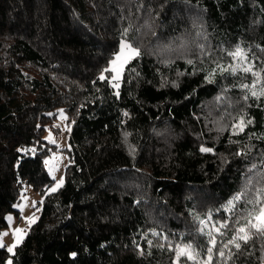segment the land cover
<instances>
[{
	"label": "trees",
	"instance_id": "16d2710c",
	"mask_svg": "<svg viewBox=\"0 0 264 264\" xmlns=\"http://www.w3.org/2000/svg\"><path fill=\"white\" fill-rule=\"evenodd\" d=\"M122 38L140 55L117 95L99 77ZM237 47L264 67V0H0V233L25 183L43 195L0 264H177L185 244L206 258L208 232L212 264H264V235L223 248L264 187V74L232 72ZM61 107L69 163L49 192Z\"/></svg>",
	"mask_w": 264,
	"mask_h": 264
},
{
	"label": "snow or ice",
	"instance_id": "6c2138e0",
	"mask_svg": "<svg viewBox=\"0 0 264 264\" xmlns=\"http://www.w3.org/2000/svg\"><path fill=\"white\" fill-rule=\"evenodd\" d=\"M127 35V30H125V36ZM140 55V50L138 48H135L132 46L131 43H129L126 39L124 42L120 45V50L112 59L110 62V67L103 70L101 73L99 79L104 80L107 79L104 75V73H112L111 80L115 81L116 83L113 84L114 88H119L120 83L119 81L122 78V74L124 71L125 66L134 58L138 57ZM229 56L233 57L234 59H239L242 63L238 66H229V69L232 72L236 71H242L244 73H251L254 77H256V82H260V79L262 77V74H264V67L260 71H253L254 64L251 62H248V56L247 53L240 47H237L233 52L228 53ZM191 63V61H189ZM219 67V66H218ZM229 69H222V71H228ZM243 88H249V85H241ZM255 84L252 85L251 95L252 96H261L264 95V88H261L259 92L255 91ZM117 95L119 93L117 92ZM248 123H251V121H245L242 117L239 121V124L237 127L240 129V131H243L244 127L247 126ZM202 151H211V149H202ZM255 167V165H253ZM63 181L61 180L58 184L62 185ZM56 189L53 188L51 191H55ZM246 190L240 194H237L234 197L235 201L241 200L242 196L246 195ZM264 198V187H261L257 189L256 191V197L253 200L248 201L251 205H259V207H253L249 212L248 216L244 219L246 220V223L240 226L234 235L232 239H230L227 244L223 245V248H228V245H233L237 250L241 248L240 241L247 243L252 238V233L255 232L256 234L264 235V203H261V199ZM231 207H234V204L230 205ZM29 223L34 222L32 218H28ZM202 223H207L202 222ZM222 227H227V224L222 225ZM220 227H216L215 231L217 233L220 232ZM23 229L17 228L15 229V233L17 234V240L16 243H19L21 240V233H23ZM200 231H204L203 228L200 229ZM3 235H7V233H4ZM209 237H211L209 243L210 247H208L206 251V258L201 260L200 259V253L195 249V247L192 244H185L183 247H177L176 250V257H177V264H179L180 258L184 257L187 261H193L195 264H212L213 260V249L216 246V239L212 236L211 232H208ZM15 247V244H13L11 247L8 248V251L11 252L13 248ZM218 255L220 257L225 256V252L223 250H220ZM231 255V251L229 250V256ZM8 264H12L11 261H8Z\"/></svg>",
	"mask_w": 264,
	"mask_h": 264
},
{
	"label": "rangeland",
	"instance_id": "374dc122",
	"mask_svg": "<svg viewBox=\"0 0 264 264\" xmlns=\"http://www.w3.org/2000/svg\"><path fill=\"white\" fill-rule=\"evenodd\" d=\"M124 40L125 38L121 39L120 45L122 42H124ZM127 41L130 43L129 40ZM120 45H119V50H120ZM109 67H110V64H109ZM123 74H124V71H123ZM123 74H122L121 80L119 81L120 86H121V82L123 79ZM104 75L106 76L105 73ZM111 75L112 73H110V76L108 78H109L111 86L113 87V84L116 82L111 80ZM113 89L117 93L119 92L120 87L118 89L113 87ZM71 128H72V122L69 118L67 111L62 107L57 109V115L55 119L46 126V130H45L46 140H48L51 144L57 145L59 148L58 150L52 152L51 154L45 157L46 168L49 174L52 176V178L55 179V182L49 189V192H54V191H51L53 188L58 190L65 182L66 167L69 163V153L68 151L64 149L66 147H69V138H70ZM61 180L63 181V183L62 185L58 186ZM42 200H43V195L40 193L39 190H37L33 185H30L28 183L24 184V189L21 194V199L19 203H17L16 205L17 209H19V214L17 215V213L15 212H9L6 215L8 225L0 233V247L6 246L8 249L13 244H15V247L10 252L11 254L14 253L16 246L22 242V240L26 236L32 224L38 219L39 208H40L38 207V205L42 202ZM28 218H32L34 222L29 223ZM17 228L24 230L23 233L20 234L22 238L19 243H16L17 234L15 233V229ZM4 233H7V235H3ZM183 246L184 245H182L181 247ZM183 260H184V257H181L179 264H185ZM8 261H11L10 257L7 259V264H8Z\"/></svg>",
	"mask_w": 264,
	"mask_h": 264
}]
</instances>
